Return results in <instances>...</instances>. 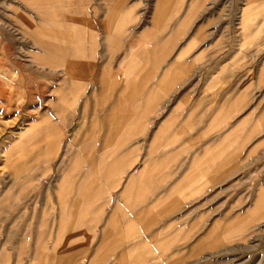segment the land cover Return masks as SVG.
I'll return each instance as SVG.
<instances>
[{
    "label": "crops",
    "instance_id": "1",
    "mask_svg": "<svg viewBox=\"0 0 264 264\" xmlns=\"http://www.w3.org/2000/svg\"><path fill=\"white\" fill-rule=\"evenodd\" d=\"M198 18L191 6L180 30L140 31L116 66L66 96L81 106L64 174L28 230L18 208L0 264L168 263L170 247L201 230L202 200L244 171L233 137L245 135V84L234 93L233 48L210 41L228 34Z\"/></svg>",
    "mask_w": 264,
    "mask_h": 264
},
{
    "label": "rangeland",
    "instance_id": "2",
    "mask_svg": "<svg viewBox=\"0 0 264 264\" xmlns=\"http://www.w3.org/2000/svg\"><path fill=\"white\" fill-rule=\"evenodd\" d=\"M189 5L196 28L228 34L210 41L233 48L234 93L245 84V135L233 137V165L244 171L202 200L201 230L160 264H264V0H0V239L19 207L28 230L50 205L66 133L80 120L81 103L66 96L81 94L83 79L95 83L105 64L116 66L140 31L180 30L174 20Z\"/></svg>",
    "mask_w": 264,
    "mask_h": 264
}]
</instances>
